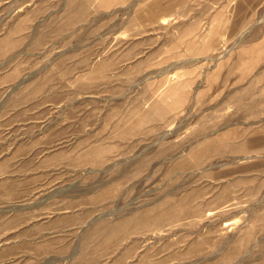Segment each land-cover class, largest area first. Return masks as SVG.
Segmentation results:
<instances>
[{
  "label": "rangeland",
  "instance_id": "rangeland-1",
  "mask_svg": "<svg viewBox=\"0 0 264 264\" xmlns=\"http://www.w3.org/2000/svg\"><path fill=\"white\" fill-rule=\"evenodd\" d=\"M0 264H264V0H0Z\"/></svg>",
  "mask_w": 264,
  "mask_h": 264
}]
</instances>
